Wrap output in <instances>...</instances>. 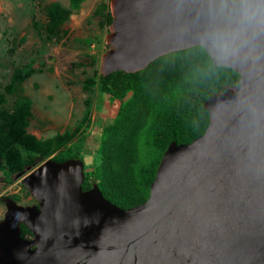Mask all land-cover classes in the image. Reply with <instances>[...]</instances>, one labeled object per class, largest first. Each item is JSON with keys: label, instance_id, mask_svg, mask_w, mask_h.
<instances>
[{"label": "water", "instance_id": "1", "mask_svg": "<svg viewBox=\"0 0 264 264\" xmlns=\"http://www.w3.org/2000/svg\"><path fill=\"white\" fill-rule=\"evenodd\" d=\"M109 4L101 75L201 46L239 74L238 87L208 97L205 131L169 143L148 198L135 206L118 207L96 182L84 190L80 158L34 167L22 183L35 204L2 197L0 264H264V32H249L218 59L207 38L231 23L221 0Z\"/></svg>", "mask_w": 264, "mask_h": 264}, {"label": "trees", "instance_id": "2", "mask_svg": "<svg viewBox=\"0 0 264 264\" xmlns=\"http://www.w3.org/2000/svg\"><path fill=\"white\" fill-rule=\"evenodd\" d=\"M82 1L69 0V7L59 2L47 4V34L60 33L62 23ZM106 18L112 21L110 12ZM33 72L31 67L14 69L5 92L0 93V105L6 102V94L15 96L10 109L0 108V166L12 174L23 171L26 165L20 149L31 161L48 156L69 141L63 134L45 141L27 131L32 101L23 93L22 83ZM96 82L111 100H119V106L114 119L101 129L100 160L93 171L84 169L82 188L96 182L105 198L128 208L148 198L169 143H189L205 131L209 117L204 102L214 93L237 88L239 74L215 65L203 47L193 46L162 55L133 73L120 70L100 74L97 81L86 79L87 85ZM68 158L82 159L78 151L68 149L52 157L57 162ZM21 231L22 236L31 235L24 225Z\"/></svg>", "mask_w": 264, "mask_h": 264}, {"label": "rangeland", "instance_id": "3", "mask_svg": "<svg viewBox=\"0 0 264 264\" xmlns=\"http://www.w3.org/2000/svg\"><path fill=\"white\" fill-rule=\"evenodd\" d=\"M109 1L83 0L62 23L60 33L50 36L45 30V6L59 2L69 7V0H0V93L5 92L14 69L31 67L33 74L22 83L23 93L32 101L27 131L45 141L59 134L69 138L48 156L31 161L20 149L26 161L22 176L1 165L0 198L10 196L21 205L35 204L22 177L60 151H78L88 172L99 163L100 132L116 116L119 100H111L97 82L87 85L86 79L98 80L102 53L111 47L106 43ZM6 96L0 108L10 109L15 96ZM5 211L0 200V219Z\"/></svg>", "mask_w": 264, "mask_h": 264}, {"label": "clouds", "instance_id": "4", "mask_svg": "<svg viewBox=\"0 0 264 264\" xmlns=\"http://www.w3.org/2000/svg\"><path fill=\"white\" fill-rule=\"evenodd\" d=\"M221 7L230 14L231 23L214 29L207 39L217 58L226 59L249 32H264V0H221Z\"/></svg>", "mask_w": 264, "mask_h": 264}, {"label": "flooded vegetation", "instance_id": "5", "mask_svg": "<svg viewBox=\"0 0 264 264\" xmlns=\"http://www.w3.org/2000/svg\"><path fill=\"white\" fill-rule=\"evenodd\" d=\"M0 200L2 201V197L0 198Z\"/></svg>", "mask_w": 264, "mask_h": 264}]
</instances>
